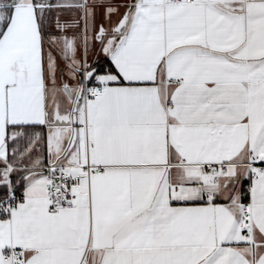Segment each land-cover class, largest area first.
I'll return each mask as SVG.
<instances>
[{"label": "snow or ice", "instance_id": "snow-or-ice-1", "mask_svg": "<svg viewBox=\"0 0 264 264\" xmlns=\"http://www.w3.org/2000/svg\"><path fill=\"white\" fill-rule=\"evenodd\" d=\"M0 264H264V0H0Z\"/></svg>", "mask_w": 264, "mask_h": 264}]
</instances>
